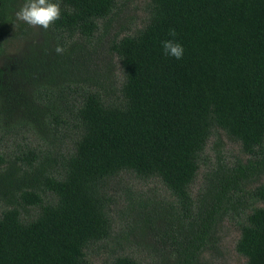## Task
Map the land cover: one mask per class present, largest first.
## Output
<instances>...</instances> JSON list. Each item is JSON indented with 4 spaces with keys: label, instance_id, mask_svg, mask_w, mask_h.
I'll use <instances>...</instances> for the list:
<instances>
[{
    "label": "trees",
    "instance_id": "trees-1",
    "mask_svg": "<svg viewBox=\"0 0 264 264\" xmlns=\"http://www.w3.org/2000/svg\"><path fill=\"white\" fill-rule=\"evenodd\" d=\"M22 1L0 0V264H87L111 238L106 189L122 173L158 179L177 201L159 264H199L224 218L238 220L245 264H264V0H150L146 25L111 48L120 102L78 59L91 55L79 40L120 0H59L53 35L7 56L10 38L26 35L14 15ZM166 39L183 45L182 59L162 54ZM220 134L247 162L213 169L194 198ZM115 254L111 264H142Z\"/></svg>",
    "mask_w": 264,
    "mask_h": 264
},
{
    "label": "rangeland",
    "instance_id": "rangeland-1",
    "mask_svg": "<svg viewBox=\"0 0 264 264\" xmlns=\"http://www.w3.org/2000/svg\"><path fill=\"white\" fill-rule=\"evenodd\" d=\"M149 9L150 0H120L114 15L100 23L94 37L89 42H78V46L86 45L85 51L91 54L87 58L83 52L78 53V59L84 63L87 75L98 79L99 89L104 85L102 89L106 97L115 102L121 100L124 74L118 57L111 50L112 45L124 36L133 35L142 29L149 18ZM20 24L26 35L17 39L14 36L10 38L7 56L18 54L29 43H41L45 32L53 35L51 25L45 30L21 21ZM65 39L68 37L65 36ZM42 135L45 137L46 133L42 132ZM7 144L6 140L4 145L8 147ZM247 159L241 145L231 141L225 134L210 137L200 161L198 176L191 187L192 196L197 198L203 192L213 169L224 163L230 166L246 163ZM257 185L254 184V187ZM106 192L113 198L109 204L113 224L111 238L90 248L87 264H111L116 257L115 253L125 250L142 264H159V253L169 249L172 228L178 224L175 197L158 179H138L125 173L109 180ZM239 238L238 220L222 219L199 264H245L246 257L237 251Z\"/></svg>",
    "mask_w": 264,
    "mask_h": 264
},
{
    "label": "clouds",
    "instance_id": "clouds-1",
    "mask_svg": "<svg viewBox=\"0 0 264 264\" xmlns=\"http://www.w3.org/2000/svg\"><path fill=\"white\" fill-rule=\"evenodd\" d=\"M60 14L59 0H23L22 5L14 13L18 21L45 30L60 18ZM160 46L165 57L180 60L184 55V47L179 41L166 39L160 42ZM55 51L61 53L63 49L57 46Z\"/></svg>",
    "mask_w": 264,
    "mask_h": 264
}]
</instances>
